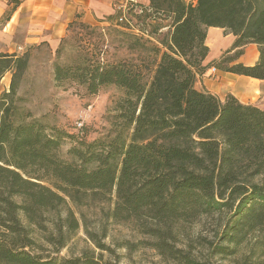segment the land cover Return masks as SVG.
Wrapping results in <instances>:
<instances>
[{"label": "trees", "instance_id": "trees-1", "mask_svg": "<svg viewBox=\"0 0 264 264\" xmlns=\"http://www.w3.org/2000/svg\"><path fill=\"white\" fill-rule=\"evenodd\" d=\"M147 10V17L171 19L169 40L160 43L164 50L154 48L159 60L149 81L146 65L104 63L93 49L54 66L56 83L77 84L89 95L110 85L124 91L112 128L101 139L87 141L84 126L69 133L20 112L16 93L28 54H0V80L11 73L9 91L0 96V264H112L87 251L57 257L78 229L71 206H102L112 197L106 218L153 237L152 248L171 264H204L192 252L194 243L222 258L235 256L232 264H264V110L232 95L221 102L195 87L210 67L264 81V0H148ZM118 15L108 20L116 22ZM120 27L143 39L140 29ZM209 27L235 40L204 66ZM101 29L78 14L67 32L102 41ZM122 30L115 33L126 36ZM249 44L258 47L254 65L238 61ZM61 52L59 46L56 57ZM65 140L74 143L66 158L60 153ZM201 218L218 219L216 244L187 232ZM85 232L100 246L96 234ZM258 235L260 249L244 251ZM44 243L52 248L49 254H43Z\"/></svg>", "mask_w": 264, "mask_h": 264}, {"label": "rangeland", "instance_id": "rangeland-1", "mask_svg": "<svg viewBox=\"0 0 264 264\" xmlns=\"http://www.w3.org/2000/svg\"><path fill=\"white\" fill-rule=\"evenodd\" d=\"M147 5L148 2L145 4L142 0H114V10H116L115 6L122 7L126 22L119 24L103 17L101 20L109 21L108 25L89 24L102 28L99 31L102 41L85 33H82V36H80L81 34L74 35L67 32L66 28L60 41L65 40L62 43L59 41L56 47L45 42L30 46L24 44V37L32 35V33L30 28L22 23L23 16H17L21 19L19 21L16 17L15 22L17 23L14 24L13 29L11 28L10 42L6 44L5 50L12 52L8 54L19 56L26 52L28 54V66L18 82L16 93L15 105L19 111L23 114L30 113L32 118L42 121L48 128L56 127L69 133L76 134L84 126L87 128V130L83 129L88 133L85 137L87 141L106 136L111 130L113 118L118 114L120 105L125 98L124 91L110 85L102 88L95 95H89L83 87L77 86V84L56 83L53 78V69L55 64L70 62V60L84 55L87 50L93 49L96 56L104 63L125 59L146 65L149 69L144 71L145 78L149 81L159 60V54L155 49L163 51L164 47L160 43L169 40L171 19L165 15L155 14L147 17L149 10L144 11V7L146 8ZM10 10V8L6 10L0 19V24L5 23L6 14L10 13L9 15H11ZM120 25H127L134 32H136L135 29H140L141 33L139 34L143 35V39L139 38L137 41L134 36L130 37L129 35L132 34L120 29ZM117 30H122L127 35L119 36L115 33ZM147 34H151L152 37L149 35L147 37ZM90 41L99 42L97 50L94 49L97 46H92ZM133 43L138 47L130 48ZM59 46H62V52L60 57H56L55 51ZM258 55V47L252 45L244 51L241 60L245 65H254L258 60ZM9 75H11L10 72L0 80V96L3 92L9 91L11 82ZM254 97L250 100L264 109V95L257 94ZM72 145L74 143L68 140L62 142L60 147L62 157H67V151ZM113 200L112 197V203H105L102 206L93 205L79 209L71 206L78 221V229L69 243L57 254V257L77 258L87 251L101 262L107 261L112 264H171L152 248L151 244L155 242L153 237L139 233L131 225L115 224L106 218L105 213L109 208H112ZM224 219L221 218L220 222L223 223ZM217 220V218H201L197 224L187 225L186 230L194 239L201 234L206 238V243L216 244L221 230ZM86 228L96 234L97 243L100 246L87 236ZM260 240H262L260 235L252 237L244 251L250 249L258 251L260 247L257 242ZM44 250L46 251H43V254H49L52 248L44 243ZM192 250L197 259L204 264H232L236 258L233 255L224 258L214 255L207 245L202 248L194 243Z\"/></svg>", "mask_w": 264, "mask_h": 264}, {"label": "crops", "instance_id": "crops-1", "mask_svg": "<svg viewBox=\"0 0 264 264\" xmlns=\"http://www.w3.org/2000/svg\"><path fill=\"white\" fill-rule=\"evenodd\" d=\"M19 1L20 3L13 7V4L8 0H0V19L8 8L12 10L9 19L4 24H0V54L12 53L5 50V46L10 42V31L17 23L15 22L17 16H23L22 23L30 28L32 33V35L24 37V44L30 46L45 42L52 47H56L64 36L68 24L76 19V15L80 14L84 23L108 25L109 21H102L101 18L106 17L109 19L115 13L114 0ZM142 2L146 4L148 0H142ZM20 19L19 17L18 20L20 21ZM234 40L235 37L224 29L207 28L205 44L208 47V55L203 65L207 66L219 60L222 54L231 48ZM252 45L254 44L247 45L244 51ZM241 59L242 57L238 61L243 63ZM195 87L197 90H204L214 95L221 102L224 101L227 95H232L243 104H251L264 110L250 100L255 98L254 96L257 94L264 95V81L222 72L210 67L206 69L204 74L197 77Z\"/></svg>", "mask_w": 264, "mask_h": 264}, {"label": "built area", "instance_id": "built-area-1", "mask_svg": "<svg viewBox=\"0 0 264 264\" xmlns=\"http://www.w3.org/2000/svg\"><path fill=\"white\" fill-rule=\"evenodd\" d=\"M115 11L116 12H118V18H117V20H116V23H119V24H121L122 22H126V18H125V16H124V13H123V10H122V7H117V6H115ZM134 11H136V8H134ZM141 11V10H140ZM142 12V11H141Z\"/></svg>", "mask_w": 264, "mask_h": 264}]
</instances>
